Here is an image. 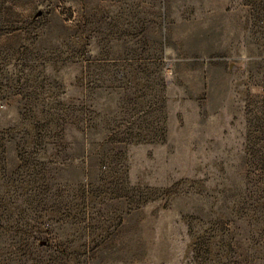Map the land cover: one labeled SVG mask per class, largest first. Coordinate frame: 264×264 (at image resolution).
<instances>
[{
    "label": "rangeland",
    "instance_id": "rangeland-1",
    "mask_svg": "<svg viewBox=\"0 0 264 264\" xmlns=\"http://www.w3.org/2000/svg\"><path fill=\"white\" fill-rule=\"evenodd\" d=\"M0 264H264V0H0Z\"/></svg>",
    "mask_w": 264,
    "mask_h": 264
}]
</instances>
